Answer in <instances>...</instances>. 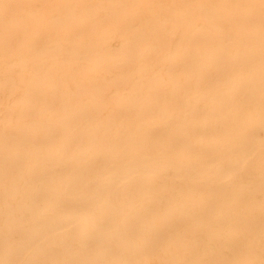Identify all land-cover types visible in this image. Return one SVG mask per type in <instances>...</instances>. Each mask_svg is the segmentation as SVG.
Masks as SVG:
<instances>
[{
	"label": "bare ground",
	"instance_id": "1",
	"mask_svg": "<svg viewBox=\"0 0 264 264\" xmlns=\"http://www.w3.org/2000/svg\"><path fill=\"white\" fill-rule=\"evenodd\" d=\"M0 264H264V0H0Z\"/></svg>",
	"mask_w": 264,
	"mask_h": 264
}]
</instances>
